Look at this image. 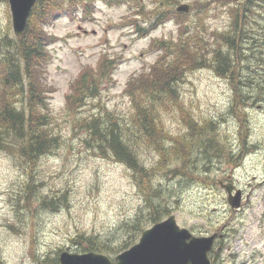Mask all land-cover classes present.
Listing matches in <instances>:
<instances>
[{
	"label": "rangeland",
	"instance_id": "obj_1",
	"mask_svg": "<svg viewBox=\"0 0 264 264\" xmlns=\"http://www.w3.org/2000/svg\"><path fill=\"white\" fill-rule=\"evenodd\" d=\"M242 2L245 0H179L172 6L169 0L111 4L98 0L88 19L83 20L81 12H63L44 27L53 41L45 46L49 58L40 67L39 81L49 98L52 129L59 145L38 158L32 168L17 152L0 150V264H54L61 251L76 253L79 246L73 242L74 237L82 233L88 238L119 243L127 236L122 225L134 221L139 213L147 214L146 192L136 185L132 170L104 157L89 140L84 122L98 115L106 117L110 112L133 128L135 108L126 87L132 79L148 73L163 55L160 49L152 48L155 42L179 40L180 24L171 10L184 4L190 6L187 18L182 17L188 21L186 27L192 31L200 26L205 42L218 41L214 47H207L210 51L220 47L222 54H228L241 43L243 53L232 52L234 59L244 54L233 74L241 83L210 67L194 69L180 79L177 102H169L159 113L166 130L175 137L182 136L191 148V162L197 166L192 171L206 184L177 172L168 178L166 169V178L161 181L155 176L154 184L161 183L166 189L163 198L182 228L196 236H221L211 255L213 264H264V157L244 153L234 159L230 153H237L233 144L242 143V139L248 141L251 152L264 146V110L257 108L259 97L264 98V75L260 73L264 58V23L260 24L264 22V0H259L261 5L253 1L248 4L256 7V23L249 21V7ZM246 7L245 23L251 25L236 28L238 12L233 9L242 16ZM214 32L234 35L236 41L226 44L215 38ZM3 36L17 39L8 0H0V38ZM205 42L201 41L204 47ZM203 50L200 61L205 57ZM103 56L113 59L114 65L110 76L97 79L98 97L80 108H69L67 95L80 72L93 68V75L100 77L98 62ZM249 86L258 87L252 93L256 98L248 97ZM234 87L243 90L235 93ZM176 103L199 125L207 124L206 129L208 123L213 126L211 150L206 151L209 134L191 136ZM246 107L245 118L236 119V108L239 111ZM127 133L132 137L131 130ZM136 144L148 168L163 160L145 140ZM172 155L168 153V157ZM166 163L169 169L183 168L174 157ZM227 177L247 196L238 211L231 209L226 191L219 186V181ZM31 179L34 186L26 188ZM63 193L67 204L53 207L43 202L47 196L57 198ZM157 201L153 198V203ZM143 225L148 229L154 224Z\"/></svg>",
	"mask_w": 264,
	"mask_h": 264
},
{
	"label": "trees",
	"instance_id": "obj_2",
	"mask_svg": "<svg viewBox=\"0 0 264 264\" xmlns=\"http://www.w3.org/2000/svg\"><path fill=\"white\" fill-rule=\"evenodd\" d=\"M96 1L98 0H40L31 12L21 38L15 40H11L7 36L0 38V150L17 152L29 168L35 167L38 158L53 152L59 145L58 136L52 129L49 98L39 81V74L42 71L40 67L49 58L45 46L53 41V37L44 31V27L63 12L68 14L81 12L83 20L88 19L92 5ZM105 1L111 4L113 2L122 3L124 0ZM169 1L173 2L172 6H175L179 0ZM230 1L239 2L240 0ZM252 1L261 5L259 0H245V3L242 2L241 4L248 6ZM247 8L243 9L244 14ZM175 9L173 7L171 12H174L172 15H176L175 19L180 24L179 40L155 42L152 48L160 49L163 55L148 73H142L132 79L126 87V92L131 97L135 108L131 121L133 128L130 126L131 123H125L110 112L106 117L98 115L84 122L89 140L94 142V146L102 155L123 163L132 170L131 175L134 177L136 185L142 192H146L145 201L148 204V212L147 214L139 213L134 221L122 225V231L126 232L127 236L119 243L88 238L84 233L78 234L73 241L77 242L79 246L76 250L77 253L95 252L114 259L137 243L147 228L143 224H156L162 221L164 217L172 215L170 204H168L167 199L163 198L166 189L162 188L161 183L154 184L155 176L161 181L166 178L163 174L165 169L167 170L166 175L169 174L168 178L177 172L185 178L188 177V179L199 178L202 184H206V180L202 176L195 175L194 171H196L197 166L191 162V148L182 140V136L175 137L166 130L159 110L167 108L169 102H177L178 83L189 71L201 67H210L214 68L219 75L226 76L227 79L238 78L237 76L234 77L233 74L237 70L236 65L241 64L244 54H239V57L235 59L232 57V52L238 54L240 51L243 53L240 50L241 43L239 42L238 47L233 46L231 53L228 54H222L220 47L210 51L207 47L217 45L218 41L215 44L208 40L205 42L200 35V26L197 27V30L190 31L186 27L188 21L182 20V17L187 18V15L180 14ZM233 11H235L234 13L238 12L234 23L236 28H238L237 25H251L245 21L238 22L244 14L241 16L239 10L233 9ZM168 18L171 17L168 16ZM243 18H246V15ZM214 36L226 44L230 41H236L234 35L231 37L227 34L214 32ZM237 37L240 36L237 35ZM239 39L241 40V37ZM201 41L205 42V47ZM204 48L205 53H202L205 54V57L200 61L199 54ZM211 53H213L212 57L210 56ZM113 65V59L103 56L98 62V75L100 77L93 75L96 71L93 68L83 69L73 83L70 94L67 95L68 107L71 109L80 108L87 105L89 100L96 99L99 94L97 79L110 76ZM238 80L240 84L241 79L238 78L237 82ZM176 104L180 108L184 124L190 127L191 136L209 134V144L206 151L211 150L210 140H214L213 126L208 123L209 127L206 129L207 124L205 125L206 128L204 125H199L190 116H186V112L180 104ZM128 129L131 130L132 137L127 133ZM142 140L159 151L161 159H163L152 168H148L138 154L136 143ZM169 152H172L173 155L168 157ZM170 157L179 159L183 168L169 169L170 167H166V162L169 161ZM228 161L231 162L232 160ZM210 163L205 170L210 171L208 167ZM155 171L156 173H154ZM33 186L34 182L31 179L26 188ZM153 198L158 199V201L153 203ZM43 202L58 207L60 204H67V195L63 193L57 195V198L47 196ZM58 258L59 255L54 259V264H59Z\"/></svg>",
	"mask_w": 264,
	"mask_h": 264
},
{
	"label": "water",
	"instance_id": "obj_3",
	"mask_svg": "<svg viewBox=\"0 0 264 264\" xmlns=\"http://www.w3.org/2000/svg\"><path fill=\"white\" fill-rule=\"evenodd\" d=\"M39 0H9L13 31L22 37L32 9ZM178 12L188 13L190 6L180 5ZM228 193V203L232 209L241 207V194L233 195V185L223 186ZM217 235L195 236L190 230L182 228L174 215L145 230L139 241L131 248L110 257L88 252L83 254L63 251L60 264H212L209 257Z\"/></svg>",
	"mask_w": 264,
	"mask_h": 264
},
{
	"label": "flooded vegetation",
	"instance_id": "obj_4",
	"mask_svg": "<svg viewBox=\"0 0 264 264\" xmlns=\"http://www.w3.org/2000/svg\"><path fill=\"white\" fill-rule=\"evenodd\" d=\"M249 7V6H248ZM246 10V9H245ZM244 12V10H243ZM248 14H249V21L252 22V23H256L257 22V19L255 18V15L257 14L256 12V7L254 6H251L247 9ZM245 15V14H244ZM244 15L242 16V18L240 19V22H244L246 18H243ZM264 22H261L260 24H263ZM263 63L261 64L260 66V73H262V75H264V58L262 59ZM258 89L257 88H253L252 86H249L248 87V91L251 92V94L248 96L249 98H256L252 93H254L256 90ZM234 90H237L235 93H237L238 91H242L243 89L242 88H239V87H234L232 88V91ZM259 103L257 104V108L259 110H264V98L263 100L259 97ZM236 105H238V102L235 103ZM247 109L248 107H246L245 109H240L239 111H237V108H236V116H234L236 119H243V117L245 118L246 116V112H247ZM242 143H239V144H233V147H236L237 149V153H233L232 151L230 152L231 153V156L234 158V159H238L239 157H241L244 153L245 154H255L257 155V158H262L264 157V146H262V150H259V151H255V152H251L250 151V145H248V141L245 140V139H242ZM236 157V158H235ZM231 177H227L225 180H220L219 181V185H222V187L224 185H233L235 188L233 189L232 193L236 194L238 191L240 192L241 194V203L243 202V200L245 201L247 199V196L239 189L236 188V186L231 183ZM223 189V188H222ZM221 236L218 235V238H220Z\"/></svg>",
	"mask_w": 264,
	"mask_h": 264
}]
</instances>
